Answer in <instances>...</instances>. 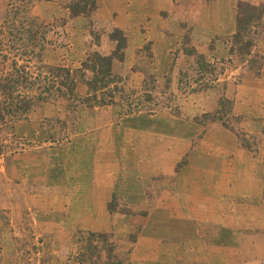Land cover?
I'll return each mask as SVG.
<instances>
[{
    "label": "rangeland",
    "instance_id": "obj_1",
    "mask_svg": "<svg viewBox=\"0 0 264 264\" xmlns=\"http://www.w3.org/2000/svg\"><path fill=\"white\" fill-rule=\"evenodd\" d=\"M71 1L0 0V75L25 66L35 76L44 73L42 66L46 65L66 67L75 79L73 95L51 96L36 102L24 116L0 122V264H107L108 250L102 243L100 253H96V247L88 249L85 241L78 239L82 234L85 239L88 232L105 234L114 245L109 254L121 264H264V209L258 206V198L247 219L243 208L234 206L239 205L237 199L246 198L239 195L240 191L243 194L240 188H244L245 177L241 165L229 168L227 158V176L233 179L240 172L243 177L234 178L235 184L216 187L237 190L232 194L228 190L227 203L213 206L208 219L191 211L189 204L187 207L180 187L174 195L182 201L159 202L168 196L169 184L160 187V178L153 174L148 176L146 194L139 202H131L126 193L111 191L106 203L90 198L93 190H102L92 177L95 155L97 168L111 172L130 165L134 157L143 162L141 156H130L125 150L120 156L113 154L112 161L110 146L107 142L98 144L93 130L105 133L108 127H142V119L150 118L153 125L160 123L156 127L164 131L170 125L166 117L172 116L180 136L188 139L187 145L192 149L198 146L196 159L208 152L219 154L217 144L230 147L234 139L264 167V15L250 27L253 45L249 55L230 52L237 2L264 6V0H221L224 13L219 8L214 16L224 14L227 19L229 15L231 30L226 26L224 33L215 34L212 24L204 27L212 38L203 39L191 35L193 26H188L169 57L149 41L126 54L127 30L115 17L118 5L103 8L113 10L107 17L97 11L104 0H98L87 16L72 15L68 7ZM116 29L126 39L122 59L112 60V72L120 77L123 91L116 93L112 104L103 105L99 103L100 91L96 100L88 99L85 81L92 73L85 70L81 75L82 63L95 51L111 54L117 41L110 35L120 33L114 32ZM35 31L36 41L41 43V61L32 56L38 49L26 46ZM18 42L25 47H19ZM192 49L218 67L214 80L204 77L199 85L206 87L196 91L189 90L198 86L193 82L197 73L192 69ZM27 50L31 52L24 53ZM180 80L190 81L189 87ZM145 93L151 97L148 102L143 99ZM130 108L134 112L125 115ZM135 116L137 120H129ZM121 131L115 135L116 142L123 139ZM165 140L153 138L154 143L168 144L169 152L156 153L152 159L170 162L177 172L188 160V147L175 148V143ZM173 151L185 154L172 161ZM231 156L237 161L241 154L233 152ZM197 161L205 163L203 157ZM148 168L144 169L150 172ZM258 172L264 177V169ZM186 177L181 180L184 186L189 182ZM114 178L115 173L112 182ZM105 179L111 182V178Z\"/></svg>",
    "mask_w": 264,
    "mask_h": 264
},
{
    "label": "crops",
    "instance_id": "obj_2",
    "mask_svg": "<svg viewBox=\"0 0 264 264\" xmlns=\"http://www.w3.org/2000/svg\"><path fill=\"white\" fill-rule=\"evenodd\" d=\"M104 3L103 6L97 8V11L105 13L106 17L109 16L108 14L110 12L112 13L113 10L106 11L103 8L108 6L110 10L117 7V5L119 6V11L118 9L115 11V17L119 19V26L125 31L127 30L128 39L126 54L136 49V47L139 48L144 41H149L152 47L158 48L159 46L162 50L161 53L169 57L172 48L175 49V47L178 46V41H180L183 35L184 28L187 29L188 26H193L190 33L191 35L196 34L203 39H211L210 33H208L209 36L207 37L208 34L206 33L208 30H205L204 27L213 24L215 26L213 33L219 34L222 31V33H224L226 26L231 30L230 28L233 24L229 15L227 19H225L224 14L221 16H214L217 14L214 11L219 8H221L222 13H224L223 6L220 4L221 0L219 2L218 0H104ZM129 28L133 29V33L135 32L134 36L129 33ZM136 42L137 46H134ZM136 117L138 116L130 118L129 120H137ZM150 117H152V115H150ZM167 117L166 119H170V125L164 131H158V127L156 126L160 123H155V125H153V123L149 122L151 121L150 118L142 119V116H140V118L144 120L142 122V127H135L136 125H134V127L124 128V130L121 129L122 131L120 129L116 130L115 128L108 127L107 130L104 131L105 133L101 131L97 132L96 129L93 130L92 135L95 132L94 136L98 144L104 145V142H107V145L110 146L112 161H114L113 154L116 155L117 153V156H120L122 150H125L129 152L130 156L137 154L136 156H138L139 159L142 157L143 162H138L137 157H134L130 160V165L117 168L116 175L115 168L111 169L113 170L112 172L109 168L103 170L102 166H100L101 170L97 168L99 159L95 155V159L93 160V165L95 167H93L92 177H96V184L99 185L102 190L100 192L93 190L92 194H96L98 198H93V195L92 197L90 196L91 199L106 203V201L110 199L111 191L112 193H126L131 197V202H139L143 199V194H146L144 185L148 182V176H152L153 174L160 178V187H163L164 183L169 184V188L167 189L168 196L162 200L160 198L158 200L159 202L168 203L170 200L182 201L179 200L177 195H174L180 187L183 194L180 196L183 201L187 203V207L189 204L192 207L190 209L191 211L196 210L201 212L203 214L202 217L208 219V215L213 211V206L219 205L222 207L221 204L227 203L228 199H225V193L230 190L232 194L236 193L237 190V187L234 188L232 186V189H221L222 191L216 187L220 184L225 185V183L228 182L235 184L233 179L239 175V177L244 176L246 179L242 180L244 188H240V190H243V194L240 191L239 195H242V197L246 196V198L237 199L236 201L239 205L234 204V206L243 208L244 215L247 219L251 217L250 210L255 206L254 203H257L256 200L258 198H260L258 206L264 209V177L263 174L260 175V172H258L259 169L263 171L264 167L260 161L256 162V160L252 159L251 155L240 146L238 147L236 143H234L235 140L232 139L230 147H226L228 145L224 143L217 144L218 146L214 145V147L216 146L215 148H220V153L218 151L219 154L215 155L214 153L208 152L204 156L199 155L197 159L203 157V162L206 163L201 164L202 162H198L196 159V153L199 152L198 146L194 149H192V147L190 148L187 145L188 142H186L188 139L180 136L181 132L178 122H175L172 116L170 118ZM119 131L123 134V139L122 141L119 140L116 142L115 135L119 133ZM153 138H165L166 143H175V148L179 147L178 145L188 147V150H186V156H188L187 162L175 172L176 170L170 162L164 163L161 162V160L156 161L152 159L156 153L164 155L165 152H169L167 150L168 144L163 145L162 141L161 144L157 142L154 143L152 141ZM233 152L235 154H241L238 159L236 158L237 161H234L235 159L231 156ZM172 154H174V156L171 157V160L176 161L178 157L180 158L185 153L177 155V152L173 151ZM225 158L229 159L230 162L225 160ZM227 162L230 163L229 168L233 169H238L237 166L241 165L244 175L242 176L238 171L239 174H235L233 179L231 175L228 174L227 176L225 172ZM146 163L148 164L146 165ZM146 166L151 167L148 168L150 172L144 169ZM17 168H20V165L17 166ZM255 172H258V174H255ZM114 173L115 178L112 182ZM182 176H187L186 178L189 180L185 186L182 182L185 181L182 179ZM105 177L108 179L111 178V182L107 181ZM226 178L230 180L227 181L225 180ZM105 185L111 186L110 190H108ZM228 185L229 184H227V186ZM214 187L216 188L215 190ZM168 191L171 192L169 193ZM251 195L256 198L252 199L251 197L253 196ZM191 211L188 213H191Z\"/></svg>",
    "mask_w": 264,
    "mask_h": 264
},
{
    "label": "trees",
    "instance_id": "obj_3",
    "mask_svg": "<svg viewBox=\"0 0 264 264\" xmlns=\"http://www.w3.org/2000/svg\"><path fill=\"white\" fill-rule=\"evenodd\" d=\"M97 1L98 0H72L68 7L72 15L87 16L96 8ZM236 13V29L232 36L230 52L237 51L239 56L249 55L250 47L253 45V42L248 33H250V27L257 24L262 18V15H264V6H256L244 1H238L236 4ZM33 29L31 28V30ZM114 32L120 33H118L119 35H114V37L110 35L112 39H116L117 41L116 47L111 54L103 55L95 51L89 54L86 61L82 63L83 70L81 75H84L85 70H89L92 73V78L85 81L88 99L91 100L89 97H92L96 100V93L100 91L101 96L99 98V103L103 105L112 104L116 93L123 91V88L119 85L121 81L120 77L112 72V60L113 58L122 59V50L125 47L126 39L123 33L118 29L114 30ZM36 34L37 31L30 34L31 41L29 43L26 42L28 43L26 46L31 47L32 45V50H36L37 48L38 51H36V53L33 52L32 54L34 55L32 56L38 61H41V43L36 41ZM18 39L20 40L21 38ZM0 46H3V42H0ZM18 46L25 47V43L18 42ZM30 52L31 50H27L24 53ZM189 54L192 55L194 60L192 69L197 73V76L192 80L198 84L196 87H190L189 90L196 91L198 89H203L206 87L205 84H199L202 83L206 76H210L212 78L211 80H214L218 72V67L213 63H209L202 53H197L194 49H192ZM42 68L46 69V71L42 74H36L35 76L27 72L25 66H19L18 70H15V73L11 72L4 76L0 75V122H4L6 117H8L9 121H12L13 119L24 116L36 102L43 101L51 96L73 95L75 79L70 69L61 66L46 65H43ZM180 82H184V86L189 87L190 81L180 80ZM32 90H34V94L31 93ZM104 96H107L108 99L106 100L103 98ZM143 97L146 102L151 100V97L147 93L143 94ZM219 109L220 108H218L216 112H218ZM133 112L134 109L130 108L129 112L125 115ZM83 235L84 234L78 236V239L80 242L84 240L86 246L88 245V249H90V247H96L94 250L96 253H100L98 246L102 243L103 247H106L108 250L106 254L107 264H121L119 259L113 258L109 254L111 250H114V245L112 241L107 239L105 234L88 232L85 239ZM110 258H113L114 261L111 262Z\"/></svg>",
    "mask_w": 264,
    "mask_h": 264
}]
</instances>
